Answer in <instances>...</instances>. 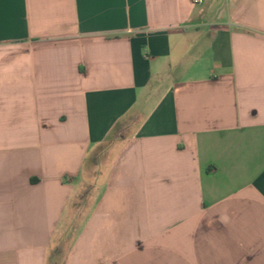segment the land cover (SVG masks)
<instances>
[{
  "label": "crops",
  "instance_id": "0c3cea01",
  "mask_svg": "<svg viewBox=\"0 0 264 264\" xmlns=\"http://www.w3.org/2000/svg\"><path fill=\"white\" fill-rule=\"evenodd\" d=\"M0 0V264H264V0Z\"/></svg>",
  "mask_w": 264,
  "mask_h": 264
},
{
  "label": "built area",
  "instance_id": "2783aa9c",
  "mask_svg": "<svg viewBox=\"0 0 264 264\" xmlns=\"http://www.w3.org/2000/svg\"><path fill=\"white\" fill-rule=\"evenodd\" d=\"M196 2H198V3H202V2H203V0H197Z\"/></svg>",
  "mask_w": 264,
  "mask_h": 264
}]
</instances>
